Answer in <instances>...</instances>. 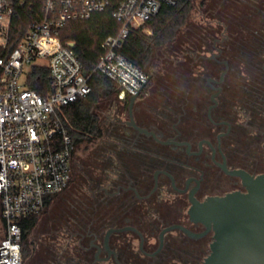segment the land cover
<instances>
[{
    "label": "flooded vegetation",
    "instance_id": "af4514ba",
    "mask_svg": "<svg viewBox=\"0 0 264 264\" xmlns=\"http://www.w3.org/2000/svg\"><path fill=\"white\" fill-rule=\"evenodd\" d=\"M263 4L264 0H260L255 8L264 27ZM214 29L203 51L196 53L207 61L197 67L205 93L198 91L189 103L181 104L179 109L183 114L176 120L173 117L178 108H157L149 97L142 98L144 88L133 104L132 115L135 123L149 133L131 123L130 98L122 100L129 103L126 118L109 117L107 130L112 138L107 142L115 149L114 169L101 187L104 203L98 210L100 222L70 233L72 239H78L83 253H94L96 262L118 264L113 254L108 257L104 247L111 228H127L114 231L109 237V247L116 252L121 264L126 253L119 242L134 246V258L158 263L200 261L197 248L213 240V232L193 238L174 229L165 232L162 243L163 230L179 224L193 232H203L204 225L192 222L188 214L191 194L203 201L209 196L245 191L241 178L227 170L244 169L256 176L264 173V169H259L264 165V113L261 125L253 130L246 115L233 106L232 93L238 91L227 78L231 70L227 55L229 35L225 29ZM261 58L264 61V50ZM261 95L264 103V89ZM188 113L189 119L183 118ZM99 230L105 231L103 234L95 232ZM180 251L188 255H172Z\"/></svg>",
    "mask_w": 264,
    "mask_h": 264
},
{
    "label": "built area",
    "instance_id": "2783aa9c",
    "mask_svg": "<svg viewBox=\"0 0 264 264\" xmlns=\"http://www.w3.org/2000/svg\"><path fill=\"white\" fill-rule=\"evenodd\" d=\"M176 0H0V262L23 264L22 218L40 213L48 197L65 190L73 176L72 136L59 112L86 98L90 77L74 41L61 32L72 21L112 10L122 24L101 44L96 70L129 98L143 88L147 71L119 52L131 28L150 21ZM29 15L24 34L14 22ZM33 67L48 69V90L28 85ZM3 171V172H2Z\"/></svg>",
    "mask_w": 264,
    "mask_h": 264
},
{
    "label": "trees",
    "instance_id": "16d2710c",
    "mask_svg": "<svg viewBox=\"0 0 264 264\" xmlns=\"http://www.w3.org/2000/svg\"><path fill=\"white\" fill-rule=\"evenodd\" d=\"M221 1V3H224L222 4L223 8L222 6L219 8L220 14L214 20L219 24L217 30L225 29L229 35L227 55L231 63V70L227 78L229 84L237 86L238 91L232 93L234 97L232 104L241 114L246 115L245 119L249 121V126L255 130L261 125L260 121L264 113V103L261 100V93L264 89V61L261 58V52L264 50V37L262 36L264 27L260 14L255 8L256 5H259L260 0ZM263 5H260V7ZM194 7L195 0H176L175 5H163L159 13L150 21L137 28H131L129 34L123 39L122 47L119 49V52L131 62L151 74L146 86L154 82L159 73L163 75L161 77H167V80L161 79L165 83L159 82L161 84L158 85L159 100L151 101V103L157 108L166 109L168 106L178 108L176 110L177 114L173 117L174 120L180 114H183V111L179 109L181 104L189 103L191 97L201 91V93H205V85L202 86L204 83H201L197 67L200 63H207V61L200 59L196 53L203 51V47L209 41V34L214 33L215 29L211 28L210 32L208 28H205L195 40L189 39L185 41V45L181 44L178 47V52L172 55V60L168 62L172 64L170 66H167L164 62L161 64L166 66L155 63L154 59L157 51L165 49L170 44L178 41V33ZM29 18V15L18 18L14 22L13 32L18 33V36L24 34ZM121 27L122 24L114 18L110 9L95 13L87 20L69 22L62 29V40L76 43V53L83 64L84 73L91 75L90 84L92 87L86 98L63 107L59 112L65 128L72 136L74 147L72 165L76 149L84 142L94 143L104 137L103 123L97 114V109L103 97L108 95L117 96L120 89L108 76L96 70V66L104 53L101 46L102 42L108 36L117 35ZM176 60L178 63H174ZM28 85L42 94L46 93L48 90V69L33 67ZM183 116L187 119L189 113ZM92 154L91 160L87 164H83L80 167V172L76 174L75 190L80 192L82 187L85 186L94 198L90 203H85L86 196H82L80 202L82 207L78 209L79 212L67 226L69 228L68 235L72 232L82 231V227L85 225L100 222L98 210L104 203V194L101 187L109 180L106 179L107 174L111 169H114L115 149L108 145L106 141L100 142V145L93 149ZM72 181L73 176L70 183ZM58 194L47 198L45 208L50 206L52 199ZM107 205H111V203ZM43 210L19 221L23 231V264H33V248L29 238L37 226ZM104 231L95 232L103 234ZM114 242L118 243L116 237ZM211 242L212 239L206 242V246L197 248L198 251L200 250L201 260L196 262L168 260L158 263L145 258H134L136 251L133 249L134 246L125 243L123 245V242H119L122 243L119 245L123 253H126V259L123 260L124 264H202L210 252ZM82 251L80 246L75 250L65 249L61 253L55 254L53 258L51 257L50 261L52 264H103L95 261L92 251L87 254ZM179 254L188 255L187 252L183 253L181 251L172 253L174 256Z\"/></svg>",
    "mask_w": 264,
    "mask_h": 264
},
{
    "label": "water",
    "instance_id": "95a60500",
    "mask_svg": "<svg viewBox=\"0 0 264 264\" xmlns=\"http://www.w3.org/2000/svg\"><path fill=\"white\" fill-rule=\"evenodd\" d=\"M147 74L148 78L144 86L151 77L150 73L147 72ZM142 89L129 97L131 101V123L140 131L149 133L145 128L135 123L132 115L133 104ZM227 171L239 176L246 190H235L225 195L209 196L203 201L191 194V206L188 210L190 220L194 223H202L205 230L196 233L183 225L169 226L163 230L161 242L163 243L165 232L174 229H180L193 238H199L213 232L210 252L203 264H264V173L256 176L244 169ZM0 181L2 183V179ZM124 229L111 228L108 230L104 241V247L109 253L108 257L113 254L118 264L121 263L116 252L109 247V237L114 231ZM134 230L142 236L138 230ZM140 247L142 248V242ZM6 263L0 262V264Z\"/></svg>",
    "mask_w": 264,
    "mask_h": 264
},
{
    "label": "rangeland",
    "instance_id": "374dc122",
    "mask_svg": "<svg viewBox=\"0 0 264 264\" xmlns=\"http://www.w3.org/2000/svg\"><path fill=\"white\" fill-rule=\"evenodd\" d=\"M221 2V0H195L194 9L178 33V41L170 44L165 49L157 51L154 62L158 64L164 62L167 66L172 65L168 62L172 60V55H175L178 52V47L181 44H186V40H195L205 28H208L210 32L211 28L217 27L218 29L219 24H217V21L214 19L220 14L218 10L221 8L222 4H224ZM226 10H228V8H226ZM174 63H178L177 60L174 61ZM161 76L163 75L159 73V76L157 75V77H155L154 82H151L148 86L145 85L146 87L143 89L142 98L149 97L150 101L159 100L158 85H161L159 82L165 83V81L161 79L167 80V77L164 78ZM128 104V101H122L118 95H108L101 100L97 109V114L103 123L104 137L94 143L84 142L78 149H76L73 156L72 183H70L63 192L55 196L52 199L50 206L43 210L37 226L30 235L29 242L33 248V264H52L50 259L51 257L53 258L55 254L61 253V251H64L65 249L75 250V248L79 246L78 239H72L70 234L68 235L69 228H67V226H69L74 216L79 212L78 209L82 207L80 204L82 196H86L85 203H90L94 197L92 194H89L91 192H89V189L85 186L82 187L80 192H76V174L80 172V167L83 164H87L91 160L90 157L93 156V149L100 145V142H107L109 138H112V135L107 130L109 117L114 118L116 115H119L120 117L122 116L123 118H126L128 116ZM261 151L262 150L260 149V152ZM259 169H264V165H261ZM111 178H113V176ZM85 203L84 205H86ZM135 246L136 248L138 247L137 242L135 243Z\"/></svg>",
    "mask_w": 264,
    "mask_h": 264
}]
</instances>
